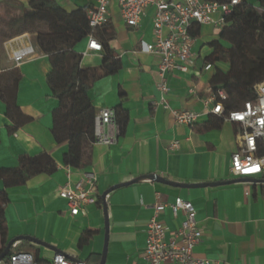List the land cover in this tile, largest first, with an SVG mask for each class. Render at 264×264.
<instances>
[{"label": "crops", "instance_id": "obj_1", "mask_svg": "<svg viewBox=\"0 0 264 264\" xmlns=\"http://www.w3.org/2000/svg\"><path fill=\"white\" fill-rule=\"evenodd\" d=\"M31 1L0 0L1 18L24 16L30 11ZM55 2L67 13L88 10L96 4V0ZM153 12V8H147L139 27L131 29L121 18L118 0H110L108 24L96 31L98 38L111 37L108 46L120 61V69L95 81L88 99L96 114L120 107L126 123L119 135L116 125L104 129L116 137V142L110 146L94 143L89 152V166L84 170L64 166L68 143H56L51 133L52 113L58 101L46 83L51 70L47 57L28 34L2 43L0 71L15 68L8 57L11 50L31 45L35 55L16 68L17 106L30 121L10 132L13 123L7 119L6 107L0 101V169L16 168L21 156L43 153L56 165L52 174L36 176L24 186L6 190L8 239L29 237L57 250L31 243L19 245L29 253L37 250L44 263L60 253L82 264H99L105 241L101 196L114 186L150 175L180 185L234 182L219 187L180 189L143 179L109 192L105 197L108 222L105 264H143L146 226L153 217L151 206L157 200L172 204L176 198L189 201L196 211L197 227L202 233V241L194 249L196 257L208 259L211 264H264V176L239 179L230 174V159L238 149L236 124L222 122L218 128L204 130L210 108L204 106V101L210 94L214 74V69L203 72L204 59L211 53L208 43L216 40L219 32L212 26H201L188 71L166 75L170 92L164 97L169 108L165 109L156 89L159 60L141 50L142 43L153 40ZM87 43L86 37L74 48L81 56L79 66L97 69L104 53L87 52ZM191 88L196 90V96L189 94ZM171 110L198 113L194 128L176 125ZM173 143L178 144L176 150H170ZM88 173L96 178L97 201L77 216H71L67 203L59 198V191L66 185L72 187ZM182 220L181 214L173 218L168 209L158 217L168 229L167 240ZM87 231L92 236L80 248V236Z\"/></svg>", "mask_w": 264, "mask_h": 264}, {"label": "trees", "instance_id": "obj_2", "mask_svg": "<svg viewBox=\"0 0 264 264\" xmlns=\"http://www.w3.org/2000/svg\"><path fill=\"white\" fill-rule=\"evenodd\" d=\"M210 1L227 3L229 0ZM29 7L30 11L22 17L8 15V19H2L0 16V44L25 34L34 35L38 50L50 64L47 86L58 101V107L52 113V136L56 143H68V150L63 156L64 166L84 170L89 166L90 148L95 143L93 126L96 112L90 104L88 92L95 81L117 73L120 61L108 46L111 37L98 38L95 33L104 53L102 64L97 69L80 68L81 56L74 52V48L90 32L87 10L77 9L67 13L55 0H32ZM224 20L226 27L219 32L216 40L208 43L211 53L204 62L211 64L214 69L210 87L213 92L220 90L226 95L223 105L225 113H228L240 110L246 102H254V86L264 82V0H255L253 3L241 0ZM258 24L262 29L261 36L256 28ZM199 32L198 26L192 30L191 36L197 39ZM221 63L228 64L226 71L220 69L218 64ZM18 81L16 68L0 71V101L6 107L7 119L13 123L10 132L30 121L17 106ZM113 113L119 135L125 126L126 115L120 107L115 108ZM222 122V116L209 114L204 130L218 128ZM55 170L54 161L45 153L35 157L21 156L16 168L0 169V254L10 241L4 212L8 203L6 190L24 186L34 177L50 175ZM91 236V232L82 233L78 247L86 245ZM32 248L29 246L28 250L32 251ZM19 251H22L21 247L15 243L3 261ZM33 257L36 263H44L37 250L33 251Z\"/></svg>", "mask_w": 264, "mask_h": 264}, {"label": "built area", "instance_id": "obj_3", "mask_svg": "<svg viewBox=\"0 0 264 264\" xmlns=\"http://www.w3.org/2000/svg\"><path fill=\"white\" fill-rule=\"evenodd\" d=\"M241 0H229L218 3L210 0H118L119 11L125 25L137 29L145 16L147 8H153V40L142 43L141 50L158 58L157 74L159 82L157 91L162 96L161 103L169 109L164 97L170 92L166 75L172 72L186 73L192 64V49L196 39L191 36L192 30L201 26H212L220 32L226 23L224 18L230 16ZM110 0H96V4L87 10L89 34L87 36V52H102V47L95 37L100 28L108 24V6ZM35 55L31 45L11 50L9 60L15 68ZM212 70L211 64H204L203 72ZM256 100L246 102L240 110L225 113L223 103L226 95L218 90L210 94L204 101L209 114L222 116L223 122L238 126V149L230 159V174L239 179H251L264 176V82L254 86ZM191 96H196L194 88L189 89ZM178 126L192 128L199 114L188 110L170 111ZM114 113L101 110L94 117V138L96 144L110 146L116 137L105 133L104 129L114 126ZM177 143L170 146L176 150ZM96 178L93 174H84L83 180L72 187L66 185L59 191V198L67 203L71 216L82 213L89 205L96 203L94 186ZM153 217L146 226V240L143 250V264H211L208 259L198 258L194 249L202 241V233L197 227L196 211L189 201L176 198L172 204H164L157 200L151 206ZM168 209L173 218L182 215L179 228L167 240L168 229L158 221V217ZM0 264H38L31 253L19 251L11 254ZM40 264H78L60 253L51 260Z\"/></svg>", "mask_w": 264, "mask_h": 264}, {"label": "water", "instance_id": "obj_4", "mask_svg": "<svg viewBox=\"0 0 264 264\" xmlns=\"http://www.w3.org/2000/svg\"><path fill=\"white\" fill-rule=\"evenodd\" d=\"M143 179H148L151 182L163 184V185L170 186V187H173V188H180V189H198V188H206V187H219V186H224V185H229V184L234 183V182H222V183H210V184H200V185H180V184H175V183L168 182V181H166V180H164L162 178H159L158 176L150 175V176H146L144 178L135 179V180H133L131 182H128V183H125V184L114 186L113 188H111L110 190H108L107 192L102 194V196H101L103 213H104V222H105L104 223V227H105L104 240L105 241H104V249H103V252L101 254V260H100L99 264H105V257H106L107 231H108V222H107V218H106V205H105V197H106V195L109 192L113 191V190H116V189H119V188H122V187H127L129 185L136 184V183H138L139 181H141ZM241 181H243V180H241ZM17 242L31 243V244L37 245L39 247H43V248H46L48 250L57 252V250H54L53 248L49 247L48 245H46V244H44V243H42V242H40L38 240L29 238V237H18V238H15L13 240H10L8 242V244L6 245L5 249L0 254V263L7 257V255L10 252L11 247ZM72 261H74V262H76L78 264H82L81 262H78V261H75V260H72Z\"/></svg>", "mask_w": 264, "mask_h": 264}, {"label": "rangeland", "instance_id": "obj_5", "mask_svg": "<svg viewBox=\"0 0 264 264\" xmlns=\"http://www.w3.org/2000/svg\"><path fill=\"white\" fill-rule=\"evenodd\" d=\"M256 28H257V31H258V34H259V36H261V31H262V29H261V27L259 26V24L258 25H256ZM29 35V38H30V40L33 42L34 41V35L33 34H28ZM3 43V42H2ZM2 43L0 44V49H1V55L2 54H4L3 53V50H2ZM219 65V67H220V69H222V70H226L227 68H228V64L227 63H221V64H218ZM19 245L21 244V245H23V246H28V244L29 243H27V242H17ZM23 248H25V247H23ZM22 249V248H21ZM33 252V251H32Z\"/></svg>", "mask_w": 264, "mask_h": 264}]
</instances>
